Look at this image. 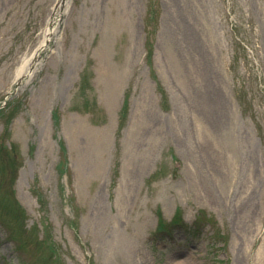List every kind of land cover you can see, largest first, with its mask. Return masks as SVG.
<instances>
[{
    "label": "rangeland",
    "instance_id": "obj_1",
    "mask_svg": "<svg viewBox=\"0 0 264 264\" xmlns=\"http://www.w3.org/2000/svg\"><path fill=\"white\" fill-rule=\"evenodd\" d=\"M0 107V264H264V0H0Z\"/></svg>",
    "mask_w": 264,
    "mask_h": 264
},
{
    "label": "bare ground",
    "instance_id": "obj_2",
    "mask_svg": "<svg viewBox=\"0 0 264 264\" xmlns=\"http://www.w3.org/2000/svg\"><path fill=\"white\" fill-rule=\"evenodd\" d=\"M63 0H59V3H61ZM49 28L46 29L45 33H44V37L41 41V46L45 43L47 36L49 35ZM34 63V57H29V58H25L24 61L22 62V64L19 66L18 71H17V76L16 79L18 80L19 78H21L22 76L26 75L28 72V69L30 68V66ZM206 72H208V70H205ZM212 80L209 79L210 84H208V88L212 87ZM208 92V90H207ZM212 93V94H211ZM209 95H211V98H214V92L213 89L209 92ZM212 100V99H211Z\"/></svg>",
    "mask_w": 264,
    "mask_h": 264
}]
</instances>
